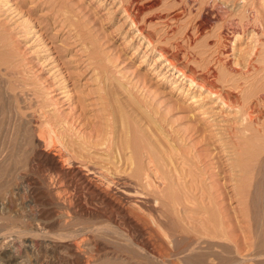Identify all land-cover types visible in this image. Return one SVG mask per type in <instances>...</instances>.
<instances>
[{"label":"rangeland","instance_id":"rangeland-1","mask_svg":"<svg viewBox=\"0 0 264 264\" xmlns=\"http://www.w3.org/2000/svg\"><path fill=\"white\" fill-rule=\"evenodd\" d=\"M159 49L195 82L162 66ZM262 94L264 0H0V264H121L127 253L137 261L122 264H155L151 250L186 264L192 238L226 245L203 264H259ZM147 147L176 178L175 245L142 208L105 203L77 174L88 164L134 182L126 158L136 149L146 164Z\"/></svg>","mask_w":264,"mask_h":264},{"label":"bare ground","instance_id":"bare-ground-1","mask_svg":"<svg viewBox=\"0 0 264 264\" xmlns=\"http://www.w3.org/2000/svg\"><path fill=\"white\" fill-rule=\"evenodd\" d=\"M125 12L127 13V17H130L131 20V24H135V21L131 18V14H129L130 12H128V9H125ZM206 20V19H205ZM140 31V29H138ZM145 36V35H144ZM147 40V44H152L151 40L148 38ZM170 53V52H169ZM159 59L164 60L162 63V66H167V70H171V71H178V73L180 75H182V77H186L189 79L190 83H194L195 82V78L188 72H185L184 69H182L180 66L177 65V63L175 62L174 57L171 55L169 56L164 50L162 51V49H159ZM177 73V74H178ZM201 80V79H200ZM203 80V79H202ZM201 80V81H202ZM199 82V80H197ZM205 81V80H204ZM203 82V81H202ZM202 82H199V84L201 86H204V84ZM211 87V86H210ZM208 92L212 95H217L218 92L215 89H211V88H207ZM207 92V94H208ZM256 92V91H254ZM211 95V96H212ZM263 98H264V94ZM261 95V97H262ZM210 96V97H211ZM209 97V96H208ZM216 97V96H215ZM219 97V96H218ZM217 98V97H216ZM222 99V97H220ZM219 99V98H218ZM259 100H261L260 98H258ZM264 100V99H263ZM222 101V100H221ZM225 101V100H224ZM224 103V102H223ZM250 107V106H249ZM253 107V106H252ZM250 107V108H252ZM255 107V106H254ZM253 107V108H254ZM249 115V114H248ZM261 136V135H260ZM126 141V140H125ZM131 141V140H130ZM130 141H128V146L130 144ZM136 142V144H138L137 140L134 141ZM127 145V142H126ZM136 146V145H135ZM128 148V147H127ZM138 150V149H137ZM146 152L148 154V161L145 164L140 163V161H137V158L139 159V157L135 156L136 155V149L135 151L130 153V156L127 157V161L129 160V166H131L133 164V167H131V171L130 173H128L132 179H134V182L129 181L126 178H120V177H116L114 176V174L112 172H110L107 169H99L95 166L92 165H88L85 164L83 167H85V170L82 171V169H77V174L79 176L80 179V183H83V185H86L87 188L90 189V192L96 196L101 197V200L103 199L105 201V203H110L112 205H116L117 204L115 202L116 198L118 200L122 198V204L123 203V199L126 200L128 203H132L136 206H139L140 208L143 209V212H147V214L150 216L149 218H151V221L153 222V224L155 225V228H153V230L155 229V231H160L161 233L164 234L165 237H167V239L169 238L170 241L172 242V245L174 243V240L171 238V236H174L175 231L171 230L172 227H168V217L170 216L168 213H174V208L176 209V207H174L177 203H176V198L173 197L172 191L174 187H176L177 183L176 180H174V176L172 175V173H170V170L166 168L167 164L162 163L163 160L161 157L162 155L159 154L158 150H155L154 148L151 149V147H147ZM264 151V148L262 149ZM130 151V150H129ZM262 151V152H263ZM139 152V151H138ZM264 154V153H263ZM261 156V155H260ZM66 158V157H65ZM129 158V159H128ZM162 160V161H161ZM67 161V160H66ZM70 161V160H69ZM261 161V162H260ZM260 168L262 166H264V155L261 157L260 159ZM68 162V161H67ZM66 162V163H67ZM65 163V164H66ZM259 164V163H258ZM55 172L57 171L58 174H60L62 172V175L64 176L66 174L67 170L65 169V167L62 165V163L59 162H54L53 165ZM68 167H70L68 165ZM72 167V166H71ZM77 168V167H76ZM81 168V167H80ZM76 170V169H75ZM60 171V173H59ZM74 171V170H73ZM68 172V171H67ZM263 172V171H262ZM124 174V173H123ZM264 174V173H262ZM121 176V175H119ZM176 179V178H175ZM262 179V178H261ZM78 180V179H77ZM260 180V179H259ZM263 181H258L257 182V187H256V191L255 196H257L260 193V186L261 183ZM256 183V182H255ZM256 185V184H255ZM86 186H82V187H86ZM150 197H152L150 199ZM115 198V199H114ZM149 198V199H148ZM176 200V201H175ZM256 200V199H255ZM120 201V200H119ZM126 203V202H125ZM127 203V204H128ZM129 203V204H130ZM119 204V203H118ZM125 204V205H127ZM120 205V204H119ZM178 205V204H177ZM123 206V205H122ZM120 207V206H119ZM1 209V207H0ZM137 209H139L137 207ZM122 212V216L124 217V219L126 220L127 224L129 223L130 225H132L133 227H135L137 229V233L139 232L140 235L144 236L143 234V228L140 227L139 223L137 220H139L138 218H136L137 220L134 219V215L131 216L130 211H126L124 210V208L119 209ZM118 210V211H119ZM177 211V210H176ZM120 212V213H121ZM156 212H159L158 216L156 217L154 215V213L157 215ZM261 212V211H260ZM258 214V213H257ZM138 215V214H137ZM160 215V216H159ZM175 215V213H174ZM178 216V215H177ZM177 216L175 218H177ZM133 217V218H132ZM138 217V216H136ZM148 217V216H147ZM163 217V218H162ZM172 217V216H171ZM141 218V217H140ZM174 218V219H175ZM170 220V218H169ZM178 220V219H176ZM140 221V220H139ZM142 221V220H141ZM167 221V222H166ZM171 221V220H170ZM173 221V220H172ZM3 223V222H2ZM143 223V222H142ZM150 223V222H149ZM144 224V223H143ZM81 225V224H80ZM151 225V224H150ZM149 225V227H150ZM14 226V225H13ZM83 226V225H82ZM91 226V225H90ZM145 226V225H144ZM152 226V225H151ZM92 227V226H91ZM83 228V227H82ZM86 228V227H85ZM12 229V228H11ZM30 229V228H29ZM93 229V227H92ZM101 229V227H100ZM171 232H169L170 230ZM208 229V228H206ZM147 230V229H146ZM151 230V229H149ZM75 231V230H73ZM72 231V232H73ZM90 231V230H89ZM113 231V230H111ZM153 231V234L155 235L156 232ZM158 231V232H159ZM24 232V231H23ZM146 233V231H144ZM152 232V230H151ZM155 232V233H154ZM28 233V232H27ZM76 233V232H75ZM107 232H105L106 234ZM143 233V234H142ZM214 233V232H213ZM103 235V236H107V235ZM108 234V233H107ZM136 234V233H135ZM151 234V233H150ZM162 234V235H163ZM171 234V235H170ZM212 234V233H211ZM109 235V234H108ZM158 235V234H157ZM170 235V236H169ZM178 235V234H177ZM183 235V234H182ZM102 236V237H103ZM112 236V235H111ZM116 236V235H115ZM185 236V235H184ZM215 236V235H214ZM216 236H219L216 234ZM117 237V236H116ZM113 237V240H115ZM145 237V236H144ZM188 237V236H187ZM221 237V236H220ZM58 238V237H57ZM110 238V237H109ZM151 238V237H150ZM159 238V237H158ZM162 238V237H161ZM184 238V237H183ZM189 238V237H188ZM218 238V237H217ZM257 239V237H255ZM84 239V238H83ZM146 239V238H145ZM155 239V238H154ZM185 239V238H184ZM105 240V239H104ZM110 240V239H109ZM179 240V239H178ZM186 240V239H185ZM82 241V240H81ZM112 241V240H111ZM121 241V240H119ZM148 241V239H147ZM154 241V240H153ZM105 242V241H104ZM113 242V241H112ZM123 243V241H121ZM120 242V244H121ZM152 242V241H151ZM114 243V242H113ZM118 243V242H116ZM150 243V242H149ZM201 243H203V245H201ZM257 243L261 244V248H257L254 249V252L252 255L254 256H260L261 257V261L259 262V264H264V240L258 241ZM111 244V243H110ZM119 244V243H118ZM154 244V243H153ZM4 245V244H3ZM103 245V244H102ZM127 245V244H126ZM125 245V246H126ZM136 245V244H135ZM142 245V244H141ZM140 245V246H141ZM145 246H147L146 241L144 242ZM165 245V244H164ZM186 245V244H185ZM119 246V245H118ZM139 246V248H140ZM152 246V245H151ZM166 246V245H165ZM226 245H224L223 241H218V240H213V239H206V238H195V239H190V242L187 244V246H184V248L182 249L183 252V256L185 258V262H187L186 264L190 263V264H203V262L205 261V259L208 257H211V259H215L218 260V262L223 259L222 257L224 256L223 254V249H225ZM69 250L71 253L73 254H80V247L79 246V242H71L69 243L68 246ZM112 247V246H111ZM114 247L115 244H114ZM121 247V245H120ZM119 247V248H120ZM162 247V246H161ZM169 247V246H168ZM177 247V246H176ZM84 248V247H83ZM123 248V247H122ZM145 248V247H144ZM151 248V247H150ZM218 248V249H216ZM109 249V248H108ZM112 248H110L111 250ZM117 249V247H116ZM135 249V248H134ZM142 250V248H140ZM158 249V248H157ZM168 249V248H166ZM174 249V247L172 248ZM178 249V248H177ZM227 249V248H226ZM82 250V249H81ZM85 250V249H84ZM88 250V249H87ZM102 250V249H101ZM115 250V248H114ZM123 250V249H122ZM108 251V250H107ZM116 252H118L117 250H115ZM113 251V252H115ZM126 251V250H125ZM85 253H87L86 251H84ZM112 252V250H111ZM129 252V251H127ZM166 252V251H165ZM174 252V251H173ZM175 252H177L175 250ZM179 252H181L179 250ZM3 256L6 257L5 261L6 262H10L11 260H15L16 259V254L13 253V251H11L9 248H4L3 251ZM67 253V252H66ZM120 253V252H119ZM78 254V255H79ZM88 254V253H87ZM117 254V253H116ZM115 254V256H116ZM122 254V253H121ZM126 254V252L124 253ZM132 254V253H131ZM130 253H127L126 256H123L121 258V260L125 261L126 263L129 262V258L131 257V259L134 261L136 258L134 257L136 254L131 255ZM149 257L155 258L154 260H156L155 264H166V262L164 261V257L166 255L163 254V252L159 253H155L153 250H151L150 252H148ZM167 254V253H166ZM91 255V254H89ZM140 255V254H139ZM142 255V254H141ZM173 255V254H172ZM223 255V256H222ZM87 256V255H86ZM130 256V257H129ZM148 256V255H147ZM90 257V256H89ZM129 257V258H128ZM172 257V256H171ZM170 257V258H171ZM179 257V256H178ZM109 258V257H108ZM114 258H118L117 256ZM147 258V257H146ZM140 259V258H139ZM225 259V258H224ZM120 260V259H119ZM118 260V262H119ZM145 260V259H144ZM153 260V261H154ZM183 260V259H182ZM78 261V260H77ZM122 261V263H123ZM137 261V260H135ZM142 261V260H141ZM149 261V260H148ZM121 262V261H120ZM119 262V263H120ZM151 262V260H150ZM168 262V261H167ZM91 263V262H90ZM95 263V262H94ZM104 263V262H103ZM109 263V262H108ZM115 263V262H114ZM121 263V264H122ZM152 263V262H151ZM173 263V262H172ZM175 263V262H174ZM93 264V262L91 263ZM102 264V263H101ZM143 264V263H142ZM220 264V263H219Z\"/></svg>","mask_w":264,"mask_h":264}]
</instances>
